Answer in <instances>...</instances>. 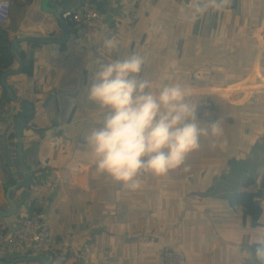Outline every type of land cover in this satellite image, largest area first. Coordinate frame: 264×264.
I'll return each instance as SVG.
<instances>
[{"label":"crops","instance_id":"crops-1","mask_svg":"<svg viewBox=\"0 0 264 264\" xmlns=\"http://www.w3.org/2000/svg\"><path fill=\"white\" fill-rule=\"evenodd\" d=\"M129 1L96 2L108 21L94 23L91 39L101 44L92 53L79 28L62 20L82 0H48L47 10L41 0H10L0 21L10 41L67 35L62 43L19 42L17 52L23 65L32 62V74L6 77L7 84L32 94L34 118L22 132L30 184L11 194L16 213L0 216V227L13 232L18 218L35 214L67 240L68 251H77L62 264H165L166 250L183 252L181 264H255L251 245H264V0H217L222 7H209L194 21L191 5L198 0H133L136 22L118 25ZM108 38L117 43L113 52L103 46ZM133 52L145 58L139 75L153 90L180 84L200 126L219 121L223 129L218 138L201 137L199 149L179 167L142 173L135 190L98 171L85 140L105 114L88 99L95 61ZM16 68L13 57L8 70ZM4 91L0 83L3 210L6 188L21 180L9 156L16 136L6 128L13 105ZM202 110L213 111L214 118H201ZM247 192L261 208L257 220L242 205ZM41 254L47 264H60ZM13 257L0 254L7 261Z\"/></svg>","mask_w":264,"mask_h":264},{"label":"clouds","instance_id":"clouds-1","mask_svg":"<svg viewBox=\"0 0 264 264\" xmlns=\"http://www.w3.org/2000/svg\"><path fill=\"white\" fill-rule=\"evenodd\" d=\"M222 6L217 0H198L191 5V19L209 7ZM103 46L109 52L117 49L112 38ZM95 63L88 99L105 114L99 121L102 126L94 127L85 140L95 154L97 170L116 182L135 190L142 173L165 174L199 149L201 137L222 136L219 121L200 126L196 106L187 99L189 91L180 84L161 83L153 90L139 75L145 63L139 53L123 59L102 57ZM256 256L264 259V245L256 249Z\"/></svg>","mask_w":264,"mask_h":264},{"label":"built area","instance_id":"built-area-1","mask_svg":"<svg viewBox=\"0 0 264 264\" xmlns=\"http://www.w3.org/2000/svg\"><path fill=\"white\" fill-rule=\"evenodd\" d=\"M98 0H82V3L74 8L65 10L62 14L64 23L74 25L79 28L80 37L87 44L92 53H96L100 47L101 41L93 42L91 33L94 28V23L99 22L104 24L108 21V13L99 10L96 7ZM129 1L127 6L120 11L117 17L118 25L132 24L136 22L137 16L131 11ZM10 0L0 1V21H5L7 16V7ZM117 27L113 28L115 31ZM12 88L15 100L12 101V119L7 122L6 128L12 129L14 116L19 112L22 98L32 99V94L25 90L19 89L15 82L9 84ZM1 114V110H0ZM213 111L202 110L200 117L204 119L214 118ZM9 156L15 159V139L11 144ZM68 242L65 238L56 236L44 221H41L35 214L20 217L16 220V227L13 232H5L0 227V254L7 255H26V254H41L46 253L53 257L55 262L62 263L68 257H77V251H68ZM85 251L89 250L86 246ZM185 259V254L180 251L170 250L163 253L165 264H181Z\"/></svg>","mask_w":264,"mask_h":264},{"label":"water","instance_id":"water-1","mask_svg":"<svg viewBox=\"0 0 264 264\" xmlns=\"http://www.w3.org/2000/svg\"><path fill=\"white\" fill-rule=\"evenodd\" d=\"M47 1L48 0H41V6L45 10L48 9L46 6ZM50 11L56 16L55 10L50 9ZM57 18H58V15H57ZM66 35H67L66 32H64V36L61 38L26 37V38H14L10 41L11 52L17 63V68L3 72L0 75V83L5 89V91L8 93L11 100H15V96L13 94L11 86L7 84L6 82V77L9 75L19 74L23 66L22 59L17 52L18 43L23 41L24 39L26 41L34 42V43H62L65 40ZM19 102H20L21 108L19 112L14 116L12 128L14 129L15 136H16L15 137V160L19 168L18 176H20L21 180L16 181L14 184L6 188L4 199L8 203V208L5 210L0 208V216H3V217H8L16 213V204L12 200L11 194H14L15 191L21 187L29 186L30 178H31V171L26 167L24 160H23L22 132H23V129L26 128V126L28 125L29 120L34 118V109H33V104L28 99L22 98ZM26 116L28 118L25 120ZM26 261H35V262H38L39 264H47V261L42 256V254H26V255L15 256L8 261L0 258V264H16L19 262H26Z\"/></svg>","mask_w":264,"mask_h":264},{"label":"trees","instance_id":"trees-1","mask_svg":"<svg viewBox=\"0 0 264 264\" xmlns=\"http://www.w3.org/2000/svg\"><path fill=\"white\" fill-rule=\"evenodd\" d=\"M67 25H69V24H67ZM9 43H10V40H9L8 35H7V32L3 29H0V75L9 69V67L11 66V64L13 62V54L10 50V46H9L10 44ZM31 69H32V62L28 61V62L24 63L22 70H21V73L26 74L27 76H30L32 74ZM31 100L32 99H30L29 101L31 102ZM2 105H3L2 100H0V107ZM209 106H207V107H209ZM254 195L255 194L253 192L245 193L244 201H243L242 205L245 208L246 213L252 219L257 220L258 217L260 216L261 208L256 203H254V201H253ZM251 248H252V251L254 253L255 264H264V259H259L256 256V249L259 248L258 244H252ZM166 251H170V250H166ZM60 264H62V263H60Z\"/></svg>","mask_w":264,"mask_h":264}]
</instances>
